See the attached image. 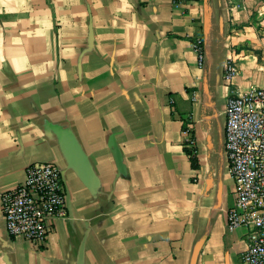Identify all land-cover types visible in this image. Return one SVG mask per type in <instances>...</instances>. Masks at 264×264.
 I'll use <instances>...</instances> for the list:
<instances>
[{
	"label": "crops",
	"instance_id": "crops-1",
	"mask_svg": "<svg viewBox=\"0 0 264 264\" xmlns=\"http://www.w3.org/2000/svg\"><path fill=\"white\" fill-rule=\"evenodd\" d=\"M256 87L264 0H0V197L53 162L68 212L36 247L0 204V264H245L226 108Z\"/></svg>",
	"mask_w": 264,
	"mask_h": 264
},
{
	"label": "built area",
	"instance_id": "built-area-1",
	"mask_svg": "<svg viewBox=\"0 0 264 264\" xmlns=\"http://www.w3.org/2000/svg\"><path fill=\"white\" fill-rule=\"evenodd\" d=\"M188 1L172 3L177 7ZM193 48L199 66H203L206 52L201 37L193 41ZM238 71L236 58L229 57L226 81L232 83ZM224 145L235 181V204L227 213L228 228L244 227L247 231L244 263L264 264V88L230 91ZM66 193L58 165L45 161L30 164L25 180L0 197L8 233L36 247L44 246L55 219L68 217Z\"/></svg>",
	"mask_w": 264,
	"mask_h": 264
},
{
	"label": "trees",
	"instance_id": "trees-1",
	"mask_svg": "<svg viewBox=\"0 0 264 264\" xmlns=\"http://www.w3.org/2000/svg\"><path fill=\"white\" fill-rule=\"evenodd\" d=\"M186 151H187V153L189 154V156L191 158L192 165L195 168H198L199 167V162H198V158L196 156V148L195 147H191V148L187 147Z\"/></svg>",
	"mask_w": 264,
	"mask_h": 264
},
{
	"label": "water",
	"instance_id": "water-1",
	"mask_svg": "<svg viewBox=\"0 0 264 264\" xmlns=\"http://www.w3.org/2000/svg\"><path fill=\"white\" fill-rule=\"evenodd\" d=\"M195 261H196V255H195L194 258H193V262H192V264H195Z\"/></svg>",
	"mask_w": 264,
	"mask_h": 264
}]
</instances>
